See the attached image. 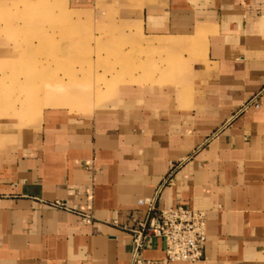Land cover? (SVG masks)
I'll use <instances>...</instances> for the list:
<instances>
[{"label":"crops","instance_id":"crops-1","mask_svg":"<svg viewBox=\"0 0 264 264\" xmlns=\"http://www.w3.org/2000/svg\"><path fill=\"white\" fill-rule=\"evenodd\" d=\"M72 2L113 14L149 72L0 149V264H137L141 201L207 213L196 264H264V0ZM138 261L168 264L163 241Z\"/></svg>","mask_w":264,"mask_h":264},{"label":"rangeland","instance_id":"rangeland-1","mask_svg":"<svg viewBox=\"0 0 264 264\" xmlns=\"http://www.w3.org/2000/svg\"><path fill=\"white\" fill-rule=\"evenodd\" d=\"M112 16L72 0H0V149L39 125L46 108L100 104L148 74L132 61L131 41L118 38ZM62 88L76 100H57Z\"/></svg>","mask_w":264,"mask_h":264},{"label":"built area","instance_id":"built-area-1","mask_svg":"<svg viewBox=\"0 0 264 264\" xmlns=\"http://www.w3.org/2000/svg\"><path fill=\"white\" fill-rule=\"evenodd\" d=\"M254 105L259 108L256 100L251 101L244 110ZM140 206L148 207L147 218L139 223V228L130 230L134 235L136 247L134 263L138 261V254L144 246V240L150 236L161 239L165 246V257L168 264H196L205 259L207 245V213L178 206L159 212L158 217L153 214L156 211L154 201H141ZM63 206L62 204H57ZM89 222L90 219L86 218Z\"/></svg>","mask_w":264,"mask_h":264}]
</instances>
